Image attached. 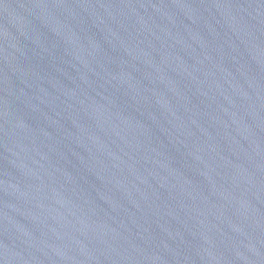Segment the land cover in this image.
I'll return each mask as SVG.
<instances>
[{"label":"water","instance_id":"obj_1","mask_svg":"<svg viewBox=\"0 0 264 264\" xmlns=\"http://www.w3.org/2000/svg\"><path fill=\"white\" fill-rule=\"evenodd\" d=\"M0 264H264V0H0Z\"/></svg>","mask_w":264,"mask_h":264}]
</instances>
